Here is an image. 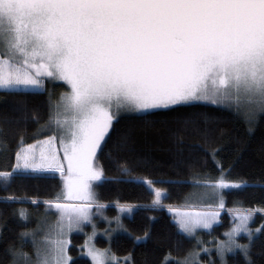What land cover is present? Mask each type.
Masks as SVG:
<instances>
[{
	"label": "snow or ice",
	"instance_id": "snow-or-ice-1",
	"mask_svg": "<svg viewBox=\"0 0 264 264\" xmlns=\"http://www.w3.org/2000/svg\"><path fill=\"white\" fill-rule=\"evenodd\" d=\"M45 81L66 82L70 91L53 100L55 93ZM0 92H48L47 121L33 135L52 133L18 147L15 163L0 167V184L7 189L15 176L31 170L40 175L59 173L63 188L54 200L0 196L3 203H44L46 213L54 205L60 214L55 239L43 220L19 232V244L10 242L5 248L8 264H76L69 254L71 242L63 238L65 229L71 232L74 225L79 228L91 222L93 206L97 210L106 207L97 201L93 182L117 179L105 175L99 155L108 148L109 158L117 160L121 173L132 171L126 160L118 159V154L129 150L135 135L130 127H118L122 116L173 114L172 134L180 156L182 132L200 123V114L181 109L200 103L229 108L235 104L247 109L249 124L264 116V0H0ZM11 107L27 119L26 100ZM32 111L31 119L39 124L40 115ZM23 143L21 135L18 144ZM10 152L11 144L0 128V154L5 161ZM230 170L231 166H220L219 178L191 183L210 187L211 196H218L223 208L220 189L250 186L247 181H230ZM131 180L154 193V199L150 204L119 205L121 211L166 207L162 199L169 194L156 184L174 181L143 175L131 176ZM251 186L264 187V183ZM69 199L76 202H64ZM170 210L179 230L189 235L198 226L211 229L219 215ZM257 214L264 215V207L236 213L234 226L224 233L227 239L215 245L220 264H229L227 254H239L243 264H256L252 248L264 235V222L256 229L249 223ZM18 216L29 222L27 210L19 209ZM5 228L7 223L0 225V239ZM241 233L247 235V243L238 241ZM148 237L145 232L134 239L139 242ZM29 239L32 251L25 248ZM83 247L87 252L82 256L90 257L92 264H135L131 253L118 257L110 248L99 249L88 241ZM200 252L211 254L208 248L189 251L183 258H173L168 252L161 264H203ZM207 264L216 261L210 259Z\"/></svg>",
	"mask_w": 264,
	"mask_h": 264
},
{
	"label": "trees",
	"instance_id": "trees-1",
	"mask_svg": "<svg viewBox=\"0 0 264 264\" xmlns=\"http://www.w3.org/2000/svg\"><path fill=\"white\" fill-rule=\"evenodd\" d=\"M45 84L49 91L55 93L53 100L68 90L63 81L55 84L45 81ZM47 99L48 92L27 95L0 92V128L11 144L10 158L7 161L4 160L3 154H0V167L6 162L15 163V151L18 147L52 134L44 132L40 136L33 135L47 121ZM20 100H26L28 103L27 119L25 113L14 111L11 107ZM32 110L40 115L39 124L31 119ZM180 111L200 114L198 127L182 132V156L177 154L176 137L172 134L175 127L171 123L173 114L161 112L153 117H142L129 113L122 116L118 127H130L135 130V135L129 150L118 154V159L120 162L126 160L132 171L121 173L117 160L109 158L108 148L99 155L98 163L103 165L105 175L115 176L117 179L98 181L95 185V191L98 193L96 199L106 205L103 208L110 218H119L117 223H121V227L107 237L97 236L95 243L98 248H110L111 252L121 257L131 253L135 264H161L162 258L168 252H171L173 258H183L189 251L208 248L211 254L200 252L199 260L207 264L210 259H215L216 264H220L215 245L226 238L224 233L233 225L236 210L264 207V187L251 186L264 183V116L258 123L249 124L246 114L234 107L205 103ZM21 135L24 137L23 145L18 144ZM192 145L199 147H190ZM214 149L215 158L212 156ZM113 155L117 156L116 153ZM220 166L225 169L231 166L227 174L230 181H247L250 186L219 190L225 198L224 207L218 212L219 221L212 225L211 229H200L192 235L182 232L173 219L170 208L187 206L189 196L199 185H194L191 181L219 178ZM138 175L174 181L156 184V187L166 190L169 194L167 198L162 199L166 207L134 208L131 213L120 210L119 205L150 204L154 199V193L131 180V176ZM61 188L62 180L59 174L40 175L33 174L30 170L15 176L7 189L0 184V196L16 195L29 199L53 200ZM43 205L44 203L37 205L31 202H0V225L7 223V228L3 230V239H0V264H8L9 257L5 252L7 245L10 242L19 244V232L36 223L31 220L27 223L20 221L19 208H30L35 217ZM262 222L264 215L257 214L254 221L249 223V227L256 229ZM145 232L149 233L146 241L138 242L134 239L144 236ZM86 234L87 231L83 230L70 235L69 254L75 258L76 264H92L89 257L80 254ZM238 241L247 243V235H239ZM25 248L32 251L30 239ZM252 256L256 264H264V235L255 241ZM227 259L229 264H243L239 254H227Z\"/></svg>",
	"mask_w": 264,
	"mask_h": 264
},
{
	"label": "rangeland",
	"instance_id": "rangeland-1",
	"mask_svg": "<svg viewBox=\"0 0 264 264\" xmlns=\"http://www.w3.org/2000/svg\"><path fill=\"white\" fill-rule=\"evenodd\" d=\"M67 91H70L69 86H68ZM67 91H65V92H67ZM232 107H234L236 110H239L240 112L246 114L247 109L244 106H240L239 108H237V106L235 104H233ZM32 143H34V142H32ZM32 143H29V144H32ZM27 145H25L24 147H26ZM61 152H62V149H61ZM28 171H30V170H28ZM57 174H59V173H57ZM97 182H93L94 186L96 185ZM62 190H63V188L60 189V191L56 194L55 198L57 197V195L59 193L62 192ZM211 191H212V189L210 187H205L204 185L199 184L197 187H195V191H193L192 194L189 196V199L187 201V206H182V207L173 206L170 209L175 210V213H185V212L204 213V212H212V211L219 212L221 210V208L219 207L221 201H220L218 196L213 198L211 196ZM64 202L75 203L76 201L69 199V200H66ZM46 207L47 206L44 204L42 206L40 213L35 217L33 216L32 210L30 208H27L24 206V207H21L19 209L27 210V212L29 213V221L31 220L32 222H36L34 225H32L30 228H28V230L35 228L37 226V223L39 221L43 220V221H45V223L43 225L44 228L47 230L49 227H51L53 230L52 231V238L55 239L56 238L55 230L57 227V222L59 220L60 214L54 210V205H53V210L50 212H47V213L45 212ZM236 211L238 212L241 210H236ZM92 212H93V216H92L91 222H84L80 225L79 228H77L74 225L73 230L71 232H67V230L65 229V236L63 238L70 240L71 233L80 232V231L85 230V231H87V234H86L85 241L83 242L82 246H84L86 241H88L90 244H94L97 247V245L95 243V239L97 236L103 235L104 237H107L110 234H112L113 232L117 231V229H119L121 227V223H119V222L117 223V219H116L117 217H115V218L111 217L110 218V216L105 213L104 208H100L99 210H97L95 208V206H93ZM170 212L173 214V219H174V212L171 210H170ZM236 213L233 216L234 218L236 217ZM218 221H219V215L217 217V220L213 222V225L216 224ZM112 222H114V223H112ZM65 223H66V221H65ZM88 223H90V224H88ZM93 224L95 225V236H93ZM233 226H234V223L231 226V228ZM200 229H206V228H203L202 226H198L194 230L193 234H195ZM241 234H244V233H241ZM226 239H227V237L224 240H226ZM221 241H223V240H221ZM99 249H105V248H99ZM86 252H87V247H83V250H81L80 254L82 255V253H86ZM115 255L118 257H121L117 254H115ZM121 264H123V261H121Z\"/></svg>",
	"mask_w": 264,
	"mask_h": 264
},
{
	"label": "bare ground",
	"instance_id": "bare-ground-1",
	"mask_svg": "<svg viewBox=\"0 0 264 264\" xmlns=\"http://www.w3.org/2000/svg\"><path fill=\"white\" fill-rule=\"evenodd\" d=\"M43 214V213H42Z\"/></svg>",
	"mask_w": 264,
	"mask_h": 264
},
{
	"label": "crops",
	"instance_id": "crops-1",
	"mask_svg": "<svg viewBox=\"0 0 264 264\" xmlns=\"http://www.w3.org/2000/svg\"><path fill=\"white\" fill-rule=\"evenodd\" d=\"M24 147V146H23Z\"/></svg>",
	"mask_w": 264,
	"mask_h": 264
}]
</instances>
